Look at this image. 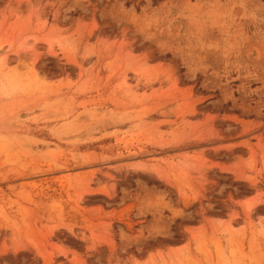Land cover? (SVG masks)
Returning a JSON list of instances; mask_svg holds the SVG:
<instances>
[{"label": "rangeland", "instance_id": "374dc122", "mask_svg": "<svg viewBox=\"0 0 264 264\" xmlns=\"http://www.w3.org/2000/svg\"><path fill=\"white\" fill-rule=\"evenodd\" d=\"M0 264H264V0H0Z\"/></svg>", "mask_w": 264, "mask_h": 264}]
</instances>
